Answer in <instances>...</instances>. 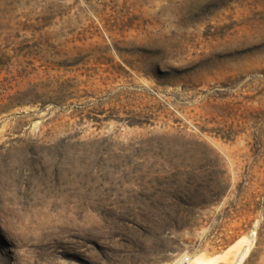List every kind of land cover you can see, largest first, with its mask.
Listing matches in <instances>:
<instances>
[{"label": "rangeland", "instance_id": "1", "mask_svg": "<svg viewBox=\"0 0 264 264\" xmlns=\"http://www.w3.org/2000/svg\"><path fill=\"white\" fill-rule=\"evenodd\" d=\"M264 264V0H0V264Z\"/></svg>", "mask_w": 264, "mask_h": 264}, {"label": "built area", "instance_id": "2", "mask_svg": "<svg viewBox=\"0 0 264 264\" xmlns=\"http://www.w3.org/2000/svg\"><path fill=\"white\" fill-rule=\"evenodd\" d=\"M192 255L185 253L174 264H192Z\"/></svg>", "mask_w": 264, "mask_h": 264}, {"label": "bare ground", "instance_id": "3", "mask_svg": "<svg viewBox=\"0 0 264 264\" xmlns=\"http://www.w3.org/2000/svg\"><path fill=\"white\" fill-rule=\"evenodd\" d=\"M192 259V264H207V261L199 255L195 256L194 258L192 257Z\"/></svg>", "mask_w": 264, "mask_h": 264}]
</instances>
